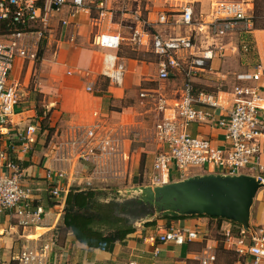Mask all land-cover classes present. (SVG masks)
Listing matches in <instances>:
<instances>
[{
  "label": "crops",
  "instance_id": "crops-1",
  "mask_svg": "<svg viewBox=\"0 0 264 264\" xmlns=\"http://www.w3.org/2000/svg\"><path fill=\"white\" fill-rule=\"evenodd\" d=\"M38 1L36 0V3ZM240 1H242L243 8L244 5L248 6L244 10L251 16L253 9L251 0L250 2ZM47 2L48 0L40 5L43 10V20L38 21L48 32L44 44H38L39 37H41L39 30L26 32L19 39L20 45L34 57L28 55L15 58L8 82L16 87L19 101L15 107V113L10 117L3 134L0 135V147L9 150L10 155L14 156L22 167L23 182L34 191L33 207L41 206L43 217L34 226L20 227L16 224L17 219L14 215H0L2 258L10 260L25 246L40 245L52 240L54 245L51 258L57 264H127L129 261H134L136 264H194L193 262L197 261L200 264L199 258L202 250L205 244H209L213 246L216 253L221 249L223 253L231 255L233 259L231 264H233L235 262L234 252L228 250L221 240H217L211 234L213 229L221 230L225 221L219 223L206 216L193 215L169 219L155 215L145 219L143 223L136 224L137 226L134 225V232L130 233L125 240L112 243L108 250L88 247L78 241L70 231L61 233L58 230V227L62 225L65 196L71 188H92L90 186L95 181L115 180L121 182L125 178L123 168L127 165V157L130 156V145L135 140L134 134V138L128 136V124L131 122L137 124V121L129 114L130 106H121L120 101L124 97L131 96L138 89L141 90L140 94H146L145 97H149V94H157L158 89L155 88V83L158 81L176 82V85L179 86L181 78L178 77L174 82L159 80L156 58L152 53L150 55L154 57V60L146 62L139 58L120 54L119 48L117 53L124 66L123 82L121 85L112 83L102 73L104 50L96 46L93 41L98 33L111 30L104 23L105 16L109 12H106L100 23H95L99 17H94L90 13V8L76 12L74 17L69 15L67 7H63L58 12L48 10L44 15V11L48 8ZM196 2L199 1L196 0ZM198 7L201 20L208 21L214 9L212 0L209 2L208 8L205 9L201 1ZM63 20L66 23L63 24ZM251 38L263 59L264 29H253L247 39L248 45ZM215 44L218 48L209 66L193 79L194 88L195 86L208 87L210 79L208 74L212 70H210V66L215 58L219 59L223 52L228 54L231 51L233 53L237 49L232 40L229 42L216 41ZM129 47L132 51L148 53L145 47H142L144 49L142 50V48L133 45L132 40H130ZM39 49H42V54L38 58ZM261 63L264 65V61ZM245 71L247 70H241L235 75ZM262 77L257 83L261 95ZM89 85L92 87L91 90H87ZM200 89L202 90L199 91L204 90V92L213 93L217 97L218 106L214 109L216 117H221L231 109V90L208 91ZM155 96L157 97V95ZM262 96L264 98V95ZM177 97V91L173 90V98H167L169 108L164 111L159 110L157 102L153 100L158 116L157 121L164 116L175 115L173 104ZM260 103L264 105V100H261ZM38 107H42L46 111L52 110L51 117L53 121L61 123V129L65 136L60 135L59 137L57 132L52 135L47 132L45 124L43 126L41 124L42 116L38 114ZM30 122H37L38 127L34 142L30 143V147L26 149L19 134L24 132L26 125ZM77 126L81 128L95 127L98 135L113 136L114 134L110 130H116L117 134L113 136L117 145L115 146L116 152L108 155L98 150L95 155L79 158L80 148L78 151L71 152L67 147H60V143L70 135L71 129ZM187 129L192 135L209 138L216 144L222 143L223 129L215 123H190ZM141 139L143 137L138 138V140ZM260 144L263 151L261 160L264 162V137L260 139ZM158 145L155 137L149 142H145V146L137 148V150L146 153L147 161L143 175L147 183H141V185H154L152 181L157 171L153 168V159ZM115 168L119 170L118 174L111 175ZM47 171L53 173L51 179L44 177ZM59 172L63 174L62 178L55 176ZM171 173L170 181L181 179L179 176H175V170H172ZM254 173L258 174V172ZM130 178L133 182L135 181V184L141 182V174L132 172L129 175ZM55 185L60 188L58 196L51 195L49 191ZM262 201L258 204L253 217V205L251 207L250 229L264 232V199ZM149 221H154V224L146 225L145 223ZM231 225L234 229L236 228L235 232L239 231L240 227L232 223ZM167 227L197 230L199 236L196 240L182 245H176L173 242L160 243L157 240V234L162 228ZM156 249L158 253L154 254ZM217 262L218 255L215 264ZM12 263L15 264V261Z\"/></svg>",
  "mask_w": 264,
  "mask_h": 264
},
{
  "label": "built area",
  "instance_id": "built-area-1",
  "mask_svg": "<svg viewBox=\"0 0 264 264\" xmlns=\"http://www.w3.org/2000/svg\"><path fill=\"white\" fill-rule=\"evenodd\" d=\"M212 16L208 21L197 20L193 7L186 2L181 8L171 14L159 12L154 19L134 15L135 26L131 40L138 48L152 53L156 58L159 80H177L181 84L176 90V98L172 116L159 119L154 128V135L158 141V149L154 155L153 168L157 173L153 177V184L170 181L171 171L175 170L179 178L189 173L192 168L204 170L206 173L253 174L264 183V162H262V147L260 139L264 137V108L259 105L261 99L260 87L257 84L264 73V65L235 75V83L231 88L232 107L221 117L214 115L218 106L217 97L213 93L196 91L194 77L204 72L215 55L217 46L215 40L225 36L238 34L242 49L248 45V37L253 30L251 16L246 13L240 0H215ZM91 4L99 10L100 23L107 10L104 0H48L47 10L60 11L67 7L69 15L74 17L81 10H88ZM93 6V5H92ZM45 8V7H44ZM43 10L36 0H0V22H6V39L0 38V135L6 128L10 117L15 113L19 96L16 87L8 82L10 71L17 56L26 57L28 51L19 43V39L27 32L26 28L40 20ZM62 23H66L65 20ZM183 27L180 33H167L160 26ZM42 32H39V36ZM121 35L114 30L98 33L94 37V44L103 49L102 73L109 80L121 85L123 82L124 66L118 56L122 44ZM209 39V41H207ZM214 42V43H213ZM143 49V48H142ZM144 50V49H143ZM29 56L34 57L33 54ZM92 87L87 86V90ZM142 96L146 95L141 93ZM157 99V108L161 111L169 108L168 99L161 94L148 95ZM215 123L223 129L221 144L211 139L188 132L190 123ZM37 122L26 125L24 132L19 134L24 148L28 149L34 142L37 133ZM67 139L60 143V147H67L72 151L79 150V158L95 155L100 150L108 155L115 153L116 142L109 134L98 135L95 127H73ZM62 178L61 172L55 174ZM51 179L53 173L47 171L44 175ZM22 167L17 163L9 150L0 147V215H14L16 224L20 227L36 225L43 217L41 206L33 207V189L23 182ZM51 195L58 196L60 188L55 185L49 190ZM197 230L180 227H167L157 234L160 243L173 242L182 245L196 240ZM220 239L228 250L236 257L233 264H264V232L250 230L244 232L242 228L235 232L231 223L225 221L222 226ZM54 243L52 240L44 244L25 246L10 260L2 258L0 246V264H57L51 258ZM158 250L154 251L157 254ZM216 250L205 244L200 264H215ZM127 264H136L129 261Z\"/></svg>",
  "mask_w": 264,
  "mask_h": 264
},
{
  "label": "rangeland",
  "instance_id": "rangeland-1",
  "mask_svg": "<svg viewBox=\"0 0 264 264\" xmlns=\"http://www.w3.org/2000/svg\"><path fill=\"white\" fill-rule=\"evenodd\" d=\"M47 0H39L37 4L42 5ZM192 5L194 15L197 20H201V17L199 15L198 6L200 1L205 6V9L208 8L209 2L211 0H198L199 2H196V0H104V4L106 6L107 13L105 16L104 23L107 24L111 30H114L118 32L122 39V44L119 50L120 54H124L127 56H133L134 58H139L140 60H144L146 62L153 61L154 57L151 56V53H141L137 51H132L130 49V40L132 37L133 28L135 26V20L134 15L137 13H140L141 17H149L151 19H154L159 12H166L169 15V19H171V14L177 12L182 5H184L186 2H188ZM193 1V2H191ZM215 0H212L214 2ZM250 2V0H244ZM94 4H91L90 13L94 17H98L99 10L92 6ZM244 7H248L247 5H244ZM263 12H264V1H263ZM203 19V17H202ZM161 29H166L167 33H176L178 31L183 32V27H175L172 25L169 26H160ZM27 32H30L31 30H39L42 31L41 37H39L38 44L43 45L47 38H45L48 34L46 30L42 27L41 23H34L32 26L26 28ZM7 32V29L3 30V28L0 29V38L6 39V35H4ZM232 40L234 44H236L237 49L231 53L229 51L228 54L224 53L222 56L217 59L215 58L214 62L210 66L211 72H209L208 75H210L209 79V86L208 87H196L195 90L199 91L202 90L200 88H203L208 91H217L219 89L221 90H231L233 84L235 83L234 77L235 73L241 71V70H248L255 68L258 64H260L262 61H264V58L262 59L260 54L258 53L254 41L252 42L251 38V44L249 42V45L246 46V49H242L241 41L239 40L238 34H232L225 36L221 39H217V42H229ZM209 41V39L207 40ZM216 42V40H215ZM214 43V42H213ZM251 45V46H250ZM143 50V49H142ZM130 52H135L134 55H131ZM37 58V57H36ZM148 64V63H147ZM262 64V63H261ZM264 74V73H263ZM263 89H262V95H264V75H263ZM156 87L158 89V93L155 95H158L161 93L164 97L171 99L173 98V90H177L179 87L175 83L172 82H162L158 81L155 83ZM144 89V87H142ZM204 91V90H203ZM141 90L138 89L134 91V94L131 96L124 97L120 101L121 106H130V116H133L134 119L137 121V124H133L132 122L128 124V136L130 135L131 138H134L133 134L135 135V140L130 145V156L127 157V165L123 168V174L125 175V178L121 182H116L115 180L111 181H102L98 182L95 181L93 185L90 187L97 189L99 192H101V197L103 200H115L118 202H123L125 199H129L130 197L135 198L138 197L137 193L128 195L125 190L141 185V183H147L146 178L143 177L144 172L146 170V153H144L141 150H137L138 147L145 146V142H149L152 140V138H155L154 136V126L157 121V113L154 108V101L156 102L157 99H153L150 96L145 97L140 94ZM144 92V91H143ZM166 94V95H165ZM178 96V94H177ZM154 100V101H153ZM264 100V99H261ZM41 111V124H45V128L47 132H49L51 135L52 133L57 132V134L61 136H65L62 132V126L59 121H53L51 117V111H46L42 107H38L37 110ZM167 113V112H166ZM48 115L47 120L45 123H42V120H44L45 115ZM138 125V126H137ZM113 136H116V130H110ZM139 137H143V139L138 140ZM115 165V164H114ZM117 167H119L117 165ZM116 167V168H117ZM113 169V173L111 175L118 174L119 170ZM136 173L138 175L141 174V182L140 184H135V181H132V178L129 179L130 173ZM111 173V171H110ZM189 173H206L204 170L198 169V168H192L189 170ZM132 175V174H131ZM175 176H179L178 173H175ZM113 177V176H112ZM112 179V178H111ZM264 188H261L258 190L256 196L253 200V207H252V217L254 216V213L256 209L258 208V204H260L262 199H264ZM156 217H158V214H156ZM250 218H251V211H250ZM146 219L145 217L137 218L135 221H133V224L136 225V222L138 223L140 220ZM249 223L251 225V222L249 220ZM137 226V225H136ZM234 229V228H233ZM236 229V228H235ZM234 229V230H235ZM212 237L216 238L217 240H220L222 238L221 236V230L213 229L211 231ZM218 255V262L217 264H231L233 262L232 256H228L226 253H223L221 249L217 251ZM230 257V258H229ZM194 264H198L197 261L193 262Z\"/></svg>",
  "mask_w": 264,
  "mask_h": 264
},
{
  "label": "water",
  "instance_id": "water-1",
  "mask_svg": "<svg viewBox=\"0 0 264 264\" xmlns=\"http://www.w3.org/2000/svg\"><path fill=\"white\" fill-rule=\"evenodd\" d=\"M263 187L264 183L255 175L208 172L162 184L138 185L125 191L128 195L138 194L137 201L149 210L146 219L156 214L221 217L248 232L253 200Z\"/></svg>",
  "mask_w": 264,
  "mask_h": 264
},
{
  "label": "trees",
  "instance_id": "trees-1",
  "mask_svg": "<svg viewBox=\"0 0 264 264\" xmlns=\"http://www.w3.org/2000/svg\"><path fill=\"white\" fill-rule=\"evenodd\" d=\"M263 1L251 0L253 5L251 15L253 29H264ZM1 28L3 30L8 28L6 22H0ZM41 54L42 49H39L37 57L39 58ZM130 54L134 55L135 52H130ZM38 114L41 115V111H38ZM48 115H45L42 123L47 120ZM121 206H123L122 211ZM148 211V208L139 203L136 198L125 199L121 203L113 199L105 201L101 197V192L97 189L71 188L65 196L62 225L58 227V230L61 233L70 231L78 241L88 247L108 250L112 243L121 242L130 233L134 232L133 221L146 216ZM160 216L169 219L187 217L185 215L168 214ZM211 219H215L219 223L229 221L241 228L239 224L221 217H211ZM145 224L152 225L154 221Z\"/></svg>",
  "mask_w": 264,
  "mask_h": 264
},
{
  "label": "bare ground",
  "instance_id": "bare-ground-1",
  "mask_svg": "<svg viewBox=\"0 0 264 264\" xmlns=\"http://www.w3.org/2000/svg\"><path fill=\"white\" fill-rule=\"evenodd\" d=\"M245 8V7H244ZM261 101V100H260ZM259 105L261 106V107H263L264 105L263 104H261L260 102H259Z\"/></svg>",
  "mask_w": 264,
  "mask_h": 264
}]
</instances>
